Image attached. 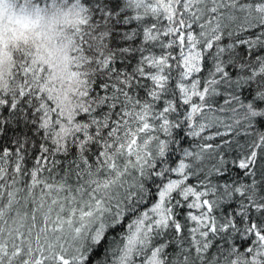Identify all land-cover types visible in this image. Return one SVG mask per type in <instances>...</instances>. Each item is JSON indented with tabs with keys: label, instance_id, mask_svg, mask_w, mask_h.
<instances>
[{
	"label": "snow or ice",
	"instance_id": "snow-or-ice-1",
	"mask_svg": "<svg viewBox=\"0 0 264 264\" xmlns=\"http://www.w3.org/2000/svg\"><path fill=\"white\" fill-rule=\"evenodd\" d=\"M16 2L0 264H264V0Z\"/></svg>",
	"mask_w": 264,
	"mask_h": 264
},
{
	"label": "clouds",
	"instance_id": "clouds-1",
	"mask_svg": "<svg viewBox=\"0 0 264 264\" xmlns=\"http://www.w3.org/2000/svg\"><path fill=\"white\" fill-rule=\"evenodd\" d=\"M70 20L74 18L67 9L55 15L41 13L37 19L31 10L22 12L16 0H0V71L7 72L15 49L25 45L45 57L49 51L56 53Z\"/></svg>",
	"mask_w": 264,
	"mask_h": 264
}]
</instances>
